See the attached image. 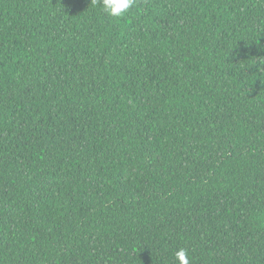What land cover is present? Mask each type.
<instances>
[{
    "label": "trees",
    "instance_id": "16d2710c",
    "mask_svg": "<svg viewBox=\"0 0 264 264\" xmlns=\"http://www.w3.org/2000/svg\"><path fill=\"white\" fill-rule=\"evenodd\" d=\"M264 264V0H0V264Z\"/></svg>",
    "mask_w": 264,
    "mask_h": 264
},
{
    "label": "clouds",
    "instance_id": "9594fccd",
    "mask_svg": "<svg viewBox=\"0 0 264 264\" xmlns=\"http://www.w3.org/2000/svg\"><path fill=\"white\" fill-rule=\"evenodd\" d=\"M102 13L112 19L120 20L130 14L136 0H95ZM191 256L187 249L181 248L175 253L177 264H190Z\"/></svg>",
    "mask_w": 264,
    "mask_h": 264
}]
</instances>
